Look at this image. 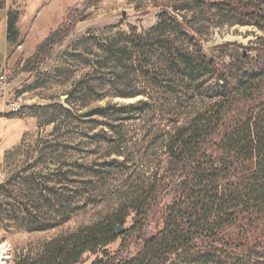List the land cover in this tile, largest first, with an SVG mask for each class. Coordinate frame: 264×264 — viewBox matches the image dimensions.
I'll list each match as a JSON object with an SVG mask.
<instances>
[{
  "label": "trees",
  "instance_id": "16d2710c",
  "mask_svg": "<svg viewBox=\"0 0 264 264\" xmlns=\"http://www.w3.org/2000/svg\"><path fill=\"white\" fill-rule=\"evenodd\" d=\"M100 1L79 0L68 8L28 59V72ZM162 1L148 30L93 39L96 50L84 49L93 59L91 71L67 94L70 109L59 106L68 117L79 101L141 97L80 116L94 118L101 128L93 136L114 150L101 163L66 159L41 172L18 170L0 185V223L7 230L44 232L99 203L115 181L130 194L102 220L15 264H84L89 258V264H264V42L249 49L254 56L227 64L210 63L202 48L203 32L213 26L264 33V0ZM18 17L6 12L11 51L22 44ZM156 119L162 124L155 136L160 157L150 176L131 187L121 127L138 122L147 128ZM51 148L39 154L52 158L57 151Z\"/></svg>",
  "mask_w": 264,
  "mask_h": 264
},
{
  "label": "rangeland",
  "instance_id": "374dc122",
  "mask_svg": "<svg viewBox=\"0 0 264 264\" xmlns=\"http://www.w3.org/2000/svg\"><path fill=\"white\" fill-rule=\"evenodd\" d=\"M30 1L0 0V35L5 12L20 15ZM76 2L55 0L47 6L34 21L25 44L24 37H21L22 44L18 45L21 49L18 46L13 51L8 46L6 49L5 37L0 36V71L4 67L8 70L0 90V185L20 169L32 167L31 171L41 172L46 164L58 160L101 163L114 147L113 150L112 146L107 148L98 137L93 136L101 128L92 122L94 118L80 116L96 107L132 104L141 98L125 100L107 97L84 105L79 101L74 104L76 110L68 117L59 109V106L70 109L65 103L67 94L91 71L87 63L93 59L84 49L90 52L96 50L93 39L102 40L117 34H127L131 28L140 33L148 30L157 22V15L163 9L162 0H101L73 25L69 36L53 48L49 57L36 63L33 71L28 72L27 69L31 67L27 61L47 37L44 34L54 31L64 21L68 8L74 7ZM203 33V52L210 63L216 64H227L245 55L254 56L255 52L249 49L255 48L259 39L264 42V33L248 26H213ZM41 38L44 39L37 44ZM221 50H224L222 57L219 54ZM79 53L84 55L83 59L77 57ZM12 107H18V112H12ZM156 121L152 126H147L149 130L138 122H126L121 127L120 136L125 145L123 157L129 166L128 185L131 187L140 178L150 176L160 157V145L155 136L162 129V124L158 119ZM112 136L115 137V134L112 133ZM50 146L57 151L52 158H44L39 154ZM49 167L53 168V165ZM114 179L120 180L118 176ZM129 194L128 187L115 181L113 189L104 194L107 196L99 203L88 205L63 225L44 232L28 233L15 230L12 226L7 230L0 223V264H15L51 240L97 223ZM170 199L167 197L164 200L165 205L169 204ZM91 260L89 258L84 264H89Z\"/></svg>",
  "mask_w": 264,
  "mask_h": 264
},
{
  "label": "crops",
  "instance_id": "0c3cea01",
  "mask_svg": "<svg viewBox=\"0 0 264 264\" xmlns=\"http://www.w3.org/2000/svg\"><path fill=\"white\" fill-rule=\"evenodd\" d=\"M54 1L55 0H31L30 2L27 3L28 5L25 7L23 12H21V14L19 15L18 20H17V28H18V31H19V35H20V37H24V44H25V41H26L27 37L30 36V29H31L34 21L37 19L38 15L41 14L44 11V9L47 6H49ZM76 1L74 0V2H76ZM2 20H3V28L1 29V35L0 36L4 35L6 49H7V43H6V12L4 14V17H2ZM48 34H49V32H46L44 35L48 36ZM44 38L39 39V41H37V44L42 42V40ZM6 59H7V55H6ZM10 59L8 61H10Z\"/></svg>",
  "mask_w": 264,
  "mask_h": 264
},
{
  "label": "built area",
  "instance_id": "2783aa9c",
  "mask_svg": "<svg viewBox=\"0 0 264 264\" xmlns=\"http://www.w3.org/2000/svg\"><path fill=\"white\" fill-rule=\"evenodd\" d=\"M18 49H21V46L17 47ZM8 74V70L4 67L3 70L1 69L0 71V90L3 88V85L5 83L6 76ZM19 108L18 107H12L11 111L16 113L18 112Z\"/></svg>",
  "mask_w": 264,
  "mask_h": 264
},
{
  "label": "water",
  "instance_id": "95a60500",
  "mask_svg": "<svg viewBox=\"0 0 264 264\" xmlns=\"http://www.w3.org/2000/svg\"><path fill=\"white\" fill-rule=\"evenodd\" d=\"M123 231H124L123 228H121V227H118V228H117V234H118V235H121V234L123 233Z\"/></svg>",
  "mask_w": 264,
  "mask_h": 264
}]
</instances>
